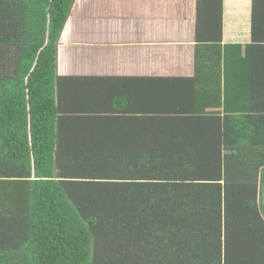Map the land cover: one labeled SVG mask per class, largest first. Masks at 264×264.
Returning <instances> with one entry per match:
<instances>
[{"label":"trees","instance_id":"obj_1","mask_svg":"<svg viewBox=\"0 0 264 264\" xmlns=\"http://www.w3.org/2000/svg\"><path fill=\"white\" fill-rule=\"evenodd\" d=\"M73 4L0 0V264H264V93L233 103L200 56L144 78L163 103L65 107L94 87L58 74ZM196 17L221 58L222 0Z\"/></svg>","mask_w":264,"mask_h":264},{"label":"crops","instance_id":"obj_2","mask_svg":"<svg viewBox=\"0 0 264 264\" xmlns=\"http://www.w3.org/2000/svg\"><path fill=\"white\" fill-rule=\"evenodd\" d=\"M258 1L254 6L253 0H222L219 58L210 53L208 36L215 32L196 29L197 0H74L59 39L58 74L89 77L94 87L84 94L70 91L63 104L126 109L144 108L151 98L163 103V88L156 87L160 95L149 94L155 87L144 78L194 76L201 56V61L208 57L201 65L206 80L221 74L233 103L249 106L250 94L264 93V13ZM211 55L215 66L209 64ZM181 96L177 103H193ZM259 99L252 104L263 106Z\"/></svg>","mask_w":264,"mask_h":264},{"label":"rangeland","instance_id":"obj_3","mask_svg":"<svg viewBox=\"0 0 264 264\" xmlns=\"http://www.w3.org/2000/svg\"><path fill=\"white\" fill-rule=\"evenodd\" d=\"M262 193H263L262 200H263V202H264V190H263V192H262Z\"/></svg>","mask_w":264,"mask_h":264}]
</instances>
